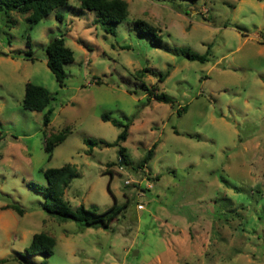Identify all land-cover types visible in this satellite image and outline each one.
Segmentation results:
<instances>
[{
  "label": "rangeland",
  "instance_id": "obj_1",
  "mask_svg": "<svg viewBox=\"0 0 264 264\" xmlns=\"http://www.w3.org/2000/svg\"><path fill=\"white\" fill-rule=\"evenodd\" d=\"M126 1L115 33L80 0L31 25L27 13L0 9V264H264V0ZM137 18L169 47H209V59L153 44L135 29ZM57 35L73 50L62 85L44 48ZM145 66L153 71L139 76ZM28 80L52 96L47 124V107L22 105ZM143 83H158L175 103L148 96ZM103 111L132 118L120 141L125 156L120 144L88 150L84 137L114 141L120 130ZM65 126L71 131L48 156L46 136ZM153 141L152 157L138 166ZM65 162L76 170L63 192L72 208L127 201L110 226L42 208L30 182L45 185L43 169ZM37 231L55 237L52 252L23 261Z\"/></svg>",
  "mask_w": 264,
  "mask_h": 264
},
{
  "label": "trees",
  "instance_id": "obj_2",
  "mask_svg": "<svg viewBox=\"0 0 264 264\" xmlns=\"http://www.w3.org/2000/svg\"><path fill=\"white\" fill-rule=\"evenodd\" d=\"M68 0H0V9L5 13L10 10H16L21 13H27L26 20L31 25L37 22L40 18L46 16L55 6L67 3ZM80 6L83 8L91 9L95 12V22H100L106 32L115 33L116 25L127 16L128 4L126 0H80ZM56 17L62 18L60 12H55ZM135 29L142 35L148 36L150 41L155 45H162L166 50L173 52H181L185 57L191 60H198L204 62L209 59V47L204 52H198L190 47L176 46L169 47L162 42L161 33L156 26L143 18H137L134 21ZM27 45H29V37H27ZM264 42V37L262 39ZM46 64L53 72L56 80L60 85L64 83L66 71L64 63L73 59V50L65 43L62 35L53 36L45 45ZM21 52V50H18ZM28 58L33 59L31 49L25 50ZM145 71H153L145 66L137 70L139 76L143 75ZM166 73H158L157 81H162ZM142 90L148 96L158 100L174 104L175 97L170 95L164 90L158 88V83L147 85L143 83ZM52 96L47 87L42 84L26 81L24 95L22 98V105L28 109H43L47 107ZM186 105L181 108L177 106V111L180 109L185 110ZM52 107L48 106L43 113V122L47 124L50 120ZM101 118L110 120L113 124L120 127V130L114 141H106L102 138H95L91 136L84 137L85 143L89 146L88 150L91 151L92 147L98 143L105 145L120 144V141L126 139L128 135L129 125L132 123V118L126 120L110 116L108 111L101 113ZM71 131L70 127L65 126L56 132L50 133L45 138V149L48 156L54 145L62 141L65 136ZM157 141H153L148 147L145 154L138 162V166L146 163L153 155L154 147ZM125 146L120 144L118 152L120 156H125ZM126 162V159L122 160ZM43 174L46 178V184H38L30 182V186L43 193L42 208L48 213L55 215L61 220L72 219L83 225L100 224L104 227L110 226L115 217L123 210L127 201L118 203L114 201L108 207L97 210L96 206L87 207L83 203L78 204L72 208L69 202L63 197V192L69 181L76 175L75 167L71 162H65L59 166H50L43 169ZM110 178L107 184L109 187ZM13 206L19 213H22V208L17 203H9L6 206ZM55 244V237L45 231H37L32 234L31 240L25 246V252H21L22 260L26 261L25 254H35L41 252L43 254H50ZM2 258L1 260H4ZM40 264H46L44 260Z\"/></svg>",
  "mask_w": 264,
  "mask_h": 264
},
{
  "label": "built area",
  "instance_id": "obj_3",
  "mask_svg": "<svg viewBox=\"0 0 264 264\" xmlns=\"http://www.w3.org/2000/svg\"><path fill=\"white\" fill-rule=\"evenodd\" d=\"M126 181H128V180H126ZM137 206L142 207L143 205L141 203H138Z\"/></svg>",
  "mask_w": 264,
  "mask_h": 264
}]
</instances>
